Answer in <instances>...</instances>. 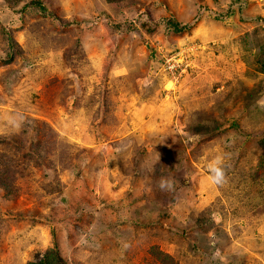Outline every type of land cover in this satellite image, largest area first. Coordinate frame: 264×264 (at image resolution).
Returning <instances> with one entry per match:
<instances>
[{"label": "rangeland", "instance_id": "rangeland-1", "mask_svg": "<svg viewBox=\"0 0 264 264\" xmlns=\"http://www.w3.org/2000/svg\"><path fill=\"white\" fill-rule=\"evenodd\" d=\"M7 1L0 264L42 254L53 225L69 264H264V0H39L22 15ZM177 54L189 66L170 75L158 60ZM221 152L217 188L206 165Z\"/></svg>", "mask_w": 264, "mask_h": 264}, {"label": "trees", "instance_id": "trees-1", "mask_svg": "<svg viewBox=\"0 0 264 264\" xmlns=\"http://www.w3.org/2000/svg\"><path fill=\"white\" fill-rule=\"evenodd\" d=\"M106 1L111 2V3H114V2L119 3V1L123 2L124 0H106ZM235 1H237L238 3H240V2L242 3L241 0H239V1L235 0ZM7 4L9 6L11 5V8H12L14 15H19V14L22 15L29 8L34 10V11H38V12H41L43 10L41 4L39 3V0H21V1L20 0H12V1L8 0ZM233 14H234V9H229L227 11L226 16L228 18H230ZM161 21H162L161 23L165 26V28L169 31V33L176 35V36L181 35V34H185L190 30V28L187 25H183V24L177 22L174 18L163 17V19H161ZM217 21H220V19H217ZM128 26H130V25H128ZM5 36H7V40L9 42V47H10V52H11L14 50L13 48L15 46L12 44V40L10 38V35L5 34ZM14 52H16V50ZM14 52H12V53H14ZM12 53H10V54H12ZM6 58L9 60L10 56L7 54ZM162 62L163 61L160 58L158 60L159 66H161ZM9 77L10 76L8 74L4 75L5 79L9 78ZM207 131H208V129L202 130V132H207ZM17 166H19V165H14L12 163L8 167H10V168L12 167L13 168V172H12L13 175L17 178H20V176L23 174V171H22V169L18 168ZM13 184H14V181H13ZM2 217H4V215L1 214L0 220L2 219ZM53 226L51 227V231H52V233H51V244H52L51 247L46 249L40 255H38V253H34L32 258L28 262H26L25 264H69L65 259H63V257L61 256V254L58 250V246L56 244L55 235H54V231H53V228H54ZM242 230H243L242 225H238V226L234 225L231 228V233L235 238H238V235H240V232ZM220 252L222 253V251H220ZM155 256H156V259L161 264H175L173 259L164 253H161V252L157 253L156 252Z\"/></svg>", "mask_w": 264, "mask_h": 264}, {"label": "clouds", "instance_id": "clouds-1", "mask_svg": "<svg viewBox=\"0 0 264 264\" xmlns=\"http://www.w3.org/2000/svg\"><path fill=\"white\" fill-rule=\"evenodd\" d=\"M163 62H164V57H163ZM25 122H26V117L24 115L20 113H13L9 116L6 126L12 131H19L24 126ZM226 156H227L226 153L221 152L219 155L209 160L206 165L207 180L211 185L217 188L222 187L225 183H227V176H226L225 164H224ZM174 185H175V181L172 179L162 178L158 183V187L161 191H172L174 190Z\"/></svg>", "mask_w": 264, "mask_h": 264}, {"label": "built area", "instance_id": "built-area-1", "mask_svg": "<svg viewBox=\"0 0 264 264\" xmlns=\"http://www.w3.org/2000/svg\"><path fill=\"white\" fill-rule=\"evenodd\" d=\"M181 54H177L175 56H171L169 58H165L164 57V62H163V67H164V70H167L171 75L174 74V72H178V73H181L183 69H187L188 68V64L186 61L181 60L180 62H183L184 61V68H182L180 65L179 67L175 68V66L173 65V59L174 57H179Z\"/></svg>", "mask_w": 264, "mask_h": 264}, {"label": "water", "instance_id": "water-1", "mask_svg": "<svg viewBox=\"0 0 264 264\" xmlns=\"http://www.w3.org/2000/svg\"><path fill=\"white\" fill-rule=\"evenodd\" d=\"M148 48V47H147Z\"/></svg>", "mask_w": 264, "mask_h": 264}]
</instances>
